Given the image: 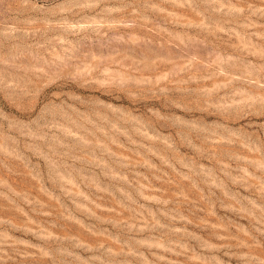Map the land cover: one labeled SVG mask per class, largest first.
<instances>
[{"label":"rangeland","instance_id":"374dc122","mask_svg":"<svg viewBox=\"0 0 264 264\" xmlns=\"http://www.w3.org/2000/svg\"><path fill=\"white\" fill-rule=\"evenodd\" d=\"M0 264H264V0H0Z\"/></svg>","mask_w":264,"mask_h":264}]
</instances>
